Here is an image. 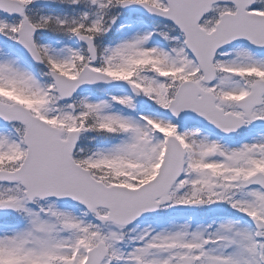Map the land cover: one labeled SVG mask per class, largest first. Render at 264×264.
Instances as JSON below:
<instances>
[{
  "label": "snow or ice",
  "instance_id": "1",
  "mask_svg": "<svg viewBox=\"0 0 264 264\" xmlns=\"http://www.w3.org/2000/svg\"><path fill=\"white\" fill-rule=\"evenodd\" d=\"M0 264H264V0H0Z\"/></svg>",
  "mask_w": 264,
  "mask_h": 264
}]
</instances>
